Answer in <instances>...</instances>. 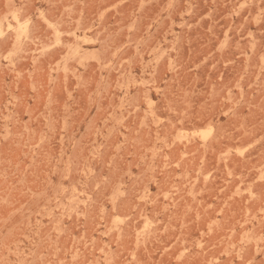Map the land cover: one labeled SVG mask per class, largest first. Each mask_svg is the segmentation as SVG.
Wrapping results in <instances>:
<instances>
[{
    "label": "rangeland",
    "instance_id": "1",
    "mask_svg": "<svg viewBox=\"0 0 264 264\" xmlns=\"http://www.w3.org/2000/svg\"><path fill=\"white\" fill-rule=\"evenodd\" d=\"M0 264H264V0H0Z\"/></svg>",
    "mask_w": 264,
    "mask_h": 264
}]
</instances>
